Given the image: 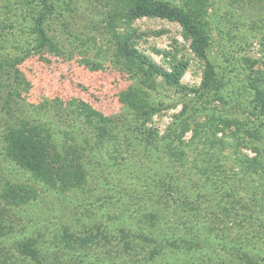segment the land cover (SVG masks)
Instances as JSON below:
<instances>
[{
  "label": "rangeland",
  "instance_id": "1",
  "mask_svg": "<svg viewBox=\"0 0 264 264\" xmlns=\"http://www.w3.org/2000/svg\"><path fill=\"white\" fill-rule=\"evenodd\" d=\"M131 1L50 0L56 51L33 57L41 2L0 0V64L27 56L24 84L0 75V264H264V0H159L208 37L217 96L191 91L207 60L181 25L130 21ZM126 40L168 70L187 61L186 89L142 73ZM24 126L76 151L84 182L49 190L16 166L6 134ZM11 185L33 194L7 206Z\"/></svg>",
  "mask_w": 264,
  "mask_h": 264
},
{
  "label": "trees",
  "instance_id": "2",
  "mask_svg": "<svg viewBox=\"0 0 264 264\" xmlns=\"http://www.w3.org/2000/svg\"><path fill=\"white\" fill-rule=\"evenodd\" d=\"M41 2V15L35 20L36 42L31 55L43 57L45 52L56 51L53 42L47 35L44 28L46 12L50 9V0H39ZM128 17L130 21L141 18H161L171 22H177L192 39V50L201 59L207 60L206 72L202 85L193 88L191 91L202 96L219 95L222 82L218 79L214 66L208 60L207 46L208 37L199 28L193 13L189 10L172 7L159 0H132L129 4ZM119 51L130 61H137L141 66V72L146 76H159L170 86L178 89H186L182 86L181 80L188 69L187 61H178L171 65L168 70L149 56L143 55L135 50L134 46L126 40L124 46L118 42ZM26 55L14 59H6L0 64V75L11 77L13 82L19 85L25 83V74L21 70V61ZM13 89H15L13 87ZM1 90V86H0ZM0 91V95H1ZM13 91H10L4 100V107L12 101ZM4 97V96H2ZM256 116L261 119L264 127V91L256 87V97L253 100ZM6 141L9 153L22 171L28 173L32 179L44 185L49 190L67 191L78 187L84 182V168L78 162L80 155L76 151L64 148L62 151L53 145L49 137H46L43 130L36 126H24L16 131L12 130L6 134ZM77 154V156H75ZM73 155V156H72ZM11 185L3 199L8 205H20L26 203L33 191L27 186ZM34 199V198H33ZM2 211L4 209H1ZM6 212V210H4ZM4 213V212H3ZM1 217V216H0ZM4 217V216H3ZM3 217L0 219L1 222ZM32 244L23 243L20 245V252L24 255H34ZM36 256V253H35ZM51 264V263H49ZM54 264V263H53Z\"/></svg>",
  "mask_w": 264,
  "mask_h": 264
}]
</instances>
